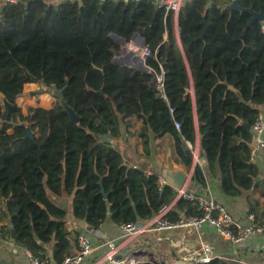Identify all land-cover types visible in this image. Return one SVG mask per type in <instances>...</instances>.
I'll return each instance as SVG.
<instances>
[{
	"label": "trees",
	"instance_id": "1",
	"mask_svg": "<svg viewBox=\"0 0 264 264\" xmlns=\"http://www.w3.org/2000/svg\"><path fill=\"white\" fill-rule=\"evenodd\" d=\"M230 1L182 0L176 16L152 0L0 1V237L41 259L49 258L47 245L59 263L75 251L67 237L79 230L68 229L69 218L98 230L108 220L147 221L164 206L169 220L200 216L196 201L123 161L121 126L133 118L144 154L152 139L170 137L173 159L192 168L193 185L217 176L225 197L252 190L249 212L264 225V178L248 160L245 127L264 106V35L259 21L246 27L249 12L225 9ZM236 1L264 11V0ZM134 32L151 51L150 72L112 61L120 45L111 34L130 40ZM161 70L165 99L150 84ZM25 84L40 87L32 96L53 88L61 98L24 113L16 99ZM197 139L205 167L193 165ZM67 198L70 213L61 204Z\"/></svg>",
	"mask_w": 264,
	"mask_h": 264
},
{
	"label": "built area",
	"instance_id": "2",
	"mask_svg": "<svg viewBox=\"0 0 264 264\" xmlns=\"http://www.w3.org/2000/svg\"><path fill=\"white\" fill-rule=\"evenodd\" d=\"M103 1L99 0L100 3ZM181 1L152 0V3L156 8L172 12L176 16ZM259 25L264 35V19L259 21ZM135 48L139 56L144 59L151 52L146 45ZM147 71L150 72L149 69ZM151 82L159 96L165 99L163 71L154 72ZM174 125L176 128L179 127L177 121H174ZM187 144L191 147L190 143ZM262 149H264V114L259 111L250 126L249 162H253ZM143 172L145 175L151 174L149 170ZM157 184L161 187L164 181L158 178ZM172 188L176 191L177 197L196 201L202 211L201 215L185 216L179 212L175 220H169L163 217L168 209L164 206L155 217L143 222L121 223L117 226L116 234L104 237H101L97 230L84 226L75 235L67 237L75 251L64 256L59 263H55L50 258H38L25 249L26 260L23 264H174V262L179 264L178 261L183 264L205 263L218 256L213 247L202 239L201 232L204 228L208 227L220 235L229 245L230 253L233 255H236L241 243L246 239L264 235V225L256 223L252 213L248 214L246 223L236 221L209 189L200 194H192L175 185ZM192 233L198 237L197 247L186 243L188 235ZM160 243L166 244L168 247L166 252L156 251Z\"/></svg>",
	"mask_w": 264,
	"mask_h": 264
},
{
	"label": "crops",
	"instance_id": "3",
	"mask_svg": "<svg viewBox=\"0 0 264 264\" xmlns=\"http://www.w3.org/2000/svg\"><path fill=\"white\" fill-rule=\"evenodd\" d=\"M59 1L64 0H54V2ZM121 39L125 42L121 43V45L119 44L120 49H126L128 46H133L135 43L134 41H128L123 38ZM259 111H262L264 114V106H262ZM138 127L139 122L134 118L132 119L131 125L125 126L123 123L121 126L122 135L117 146L119 147L124 162L129 165L138 166L143 170H149L151 173H155L159 179L164 181L163 185L169 184L172 187L174 184L170 176H174L177 171H181L185 174L184 187L182 188L192 194H200L206 189H209L213 196L216 197L218 201L222 202L236 221L240 223L247 222V216L250 213V203L253 202L257 196L252 193V190H245L242 195L235 198L225 197L221 194L219 178L217 176L207 177L205 185H193L191 182L192 168L187 169L180 163H176L173 159L171 149L167 148L164 150L163 148V144L165 142L167 145L170 143V137L163 136L158 139H152L150 142V153L146 155L142 150L140 138L137 136ZM198 150L199 141L197 139L193 150V165L198 163L201 167H205L206 161L203 157L200 158ZM253 162L259 168L258 179L264 178V149L258 152ZM261 201L262 199H260V203ZM67 225L69 230H81L82 227L86 226L83 223L75 221L71 218L67 220ZM114 226L115 225L108 220L102 224L97 232L101 237L111 236L112 234H116L118 232L117 226ZM201 237L213 247L218 257L231 259L238 264H264V235L253 236L243 241L236 255L230 253V247L227 242L220 235L214 233L210 228H204L201 232ZM142 239L145 238L142 237ZM187 239L186 243H188L189 246H198V237L196 234L192 233L188 235ZM44 246L47 248V255L50 258L52 252L47 245ZM167 248L168 247L165 243H160L156 248V251L166 252ZM25 249L26 248L16 244L7 234L4 237H0V264H23L26 260ZM178 262L179 264H183V262ZM174 264L176 263L174 262Z\"/></svg>",
	"mask_w": 264,
	"mask_h": 264
},
{
	"label": "water",
	"instance_id": "4",
	"mask_svg": "<svg viewBox=\"0 0 264 264\" xmlns=\"http://www.w3.org/2000/svg\"><path fill=\"white\" fill-rule=\"evenodd\" d=\"M227 10H237V11H245L249 12L251 17L248 20L246 27L252 26L256 21H260L261 19H264V11L263 10H258L255 11L252 7H242L240 6L236 0H231L230 3H228L225 7ZM111 36L115 39L116 42L120 44V40L123 41L121 38H119L115 34H111ZM138 41L139 47H144L145 44V39L144 37L140 36L139 33L134 32L130 38V41ZM137 49L135 47L128 46L126 49L121 48L120 50H116L114 52V57L112 58V61L114 63L120 64V65H129V66H134L139 70H147V67L145 66V59L141 56H137ZM151 85L153 83L151 82ZM228 88L234 91V93L238 96L241 97L240 92L235 89L232 85H228ZM48 93H52L55 97L61 98V92L59 90H54L53 88H48ZM99 93L103 94V90L99 89ZM62 104L66 107L67 111L69 112V118L70 121L73 123L78 122V117L73 111L72 108L67 106L66 102L63 100ZM247 129H250L249 125H245ZM109 137L110 134H106L105 136L102 137L103 141L109 142ZM173 184L176 187L182 188L184 187V179H185V174L181 171H177L174 176H170ZM258 179V177H257ZM101 183V181H99ZM100 192L103 194L104 197H106V193L103 191V188H100ZM188 193V191H187ZM107 216H109V211H107ZM51 257V255H50ZM52 260V259H51ZM53 261V260H52Z\"/></svg>",
	"mask_w": 264,
	"mask_h": 264
},
{
	"label": "rangeland",
	"instance_id": "5",
	"mask_svg": "<svg viewBox=\"0 0 264 264\" xmlns=\"http://www.w3.org/2000/svg\"><path fill=\"white\" fill-rule=\"evenodd\" d=\"M46 1L54 2V0H46ZM124 42L125 41L120 40V45H121V43H124ZM24 89L26 91L25 95L19 96L20 98L17 97L18 99H16V103L21 107V109L24 113L27 111L28 107H30V106H42V107L49 108L56 101V97L52 93H48V91L40 93L39 95H36V96L30 95L29 91L31 89H33V90L34 89L35 90L40 89V87L35 85V84H25ZM163 148H164V150H166L167 148L170 149V143L167 145L165 142L163 144ZM200 158H201V156H200ZM61 204L64 205L68 209L69 213L71 212L72 204H71V200L69 198L61 201ZM114 227H116V226H114ZM180 255H182L181 252H180Z\"/></svg>",
	"mask_w": 264,
	"mask_h": 264
},
{
	"label": "bare ground",
	"instance_id": "6",
	"mask_svg": "<svg viewBox=\"0 0 264 264\" xmlns=\"http://www.w3.org/2000/svg\"><path fill=\"white\" fill-rule=\"evenodd\" d=\"M134 42H135V44L133 46L131 45V47H137V46H139V44H137L138 43L137 40H135Z\"/></svg>",
	"mask_w": 264,
	"mask_h": 264
}]
</instances>
